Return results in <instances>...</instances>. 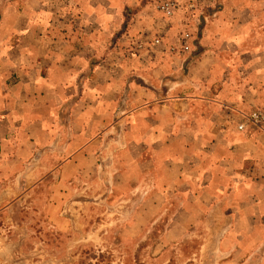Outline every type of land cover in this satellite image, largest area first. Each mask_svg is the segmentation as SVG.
I'll list each match as a JSON object with an SVG mask.
<instances>
[{"label":"crops","instance_id":"0c3cea01","mask_svg":"<svg viewBox=\"0 0 264 264\" xmlns=\"http://www.w3.org/2000/svg\"><path fill=\"white\" fill-rule=\"evenodd\" d=\"M157 1L0 0V174L41 152L67 184L109 159L124 168L106 181L123 192L109 229L176 207L167 239L218 214L220 245L264 264V130L237 128L264 109V0H191L169 19ZM184 31L188 52L170 53ZM143 36L160 44L129 56Z\"/></svg>","mask_w":264,"mask_h":264},{"label":"rangeland","instance_id":"374dc122","mask_svg":"<svg viewBox=\"0 0 264 264\" xmlns=\"http://www.w3.org/2000/svg\"><path fill=\"white\" fill-rule=\"evenodd\" d=\"M56 3L58 0H54ZM164 4L171 6L170 15L161 11ZM195 6L191 0L155 2L156 12L168 19L181 8L192 12ZM185 34L189 35L186 50ZM190 39L189 32H181L178 45L169 47L170 53H187ZM127 44L126 53L137 56L159 45L160 40L143 36L128 40ZM39 155L41 152L26 162V169L11 165L4 167L9 170L6 174H0V264H245L239 251L234 250L233 242L220 245L223 229L212 223L218 214L199 215L192 224H184L167 239L161 234L176 207L168 208L157 221L158 217L151 215L152 221L147 224L135 222L129 227L119 222L109 229L103 223L108 215L120 210L110 205L122 199L123 192L110 194L106 191V181L108 173L117 177V171L124 168L114 169L107 159L103 161V173L92 167L78 180L72 178L63 184L58 182L60 176L50 172L57 164L52 168L45 166L37 158ZM54 200L72 218L70 228L64 230L62 225L54 223V218L50 219L47 205ZM62 216L64 213L58 212L54 217Z\"/></svg>","mask_w":264,"mask_h":264},{"label":"built area","instance_id":"2783aa9c","mask_svg":"<svg viewBox=\"0 0 264 264\" xmlns=\"http://www.w3.org/2000/svg\"><path fill=\"white\" fill-rule=\"evenodd\" d=\"M161 11L167 15L171 13V6L169 4H164L161 6ZM189 35L185 34L183 41L184 42V50L187 49L186 41ZM247 125H251L259 130H264V109H257L252 111L248 116L244 118V122L237 126L239 131H243Z\"/></svg>","mask_w":264,"mask_h":264}]
</instances>
